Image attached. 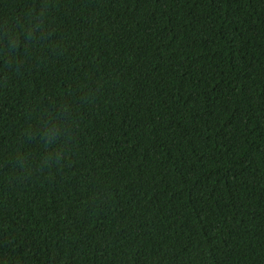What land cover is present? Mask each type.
<instances>
[{
  "label": "trees",
  "instance_id": "obj_1",
  "mask_svg": "<svg viewBox=\"0 0 264 264\" xmlns=\"http://www.w3.org/2000/svg\"><path fill=\"white\" fill-rule=\"evenodd\" d=\"M0 264H264V0H0Z\"/></svg>",
  "mask_w": 264,
  "mask_h": 264
},
{
  "label": "clouds",
  "instance_id": "obj_2",
  "mask_svg": "<svg viewBox=\"0 0 264 264\" xmlns=\"http://www.w3.org/2000/svg\"><path fill=\"white\" fill-rule=\"evenodd\" d=\"M36 31L37 29L28 27L18 33L6 34L2 38L9 47L14 48L21 37L25 40L31 39L35 36ZM64 136L63 124L58 117L51 116L41 125L35 136L42 149L40 157L41 167H46L50 171L62 162L65 155V148L62 142Z\"/></svg>",
  "mask_w": 264,
  "mask_h": 264
}]
</instances>
